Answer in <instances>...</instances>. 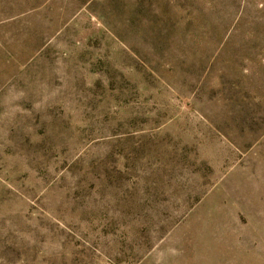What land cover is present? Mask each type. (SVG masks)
<instances>
[{
  "label": "rangeland",
  "instance_id": "rangeland-1",
  "mask_svg": "<svg viewBox=\"0 0 264 264\" xmlns=\"http://www.w3.org/2000/svg\"><path fill=\"white\" fill-rule=\"evenodd\" d=\"M0 264H264V0H0Z\"/></svg>",
  "mask_w": 264,
  "mask_h": 264
}]
</instances>
